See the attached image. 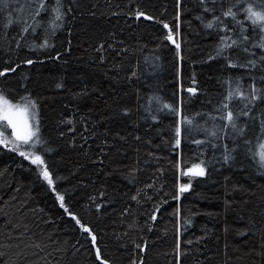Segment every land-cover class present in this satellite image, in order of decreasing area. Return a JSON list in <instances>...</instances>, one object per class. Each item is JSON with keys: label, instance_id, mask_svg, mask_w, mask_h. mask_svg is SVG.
I'll use <instances>...</instances> for the list:
<instances>
[{"label": "trees", "instance_id": "16d2710c", "mask_svg": "<svg viewBox=\"0 0 264 264\" xmlns=\"http://www.w3.org/2000/svg\"><path fill=\"white\" fill-rule=\"evenodd\" d=\"M234 2L223 0V5ZM183 3L192 11L181 18L182 58L163 28L164 23L170 28L176 24L175 0H77L74 18H67L63 30L53 38L49 28L48 43L54 47L46 49L39 47L44 28L34 34L29 29L21 39L14 23L5 36L0 16V48L15 49L20 42L18 55L0 52V71L16 68L0 77V94L13 104L22 103V96L38 103L48 150L37 154L45 158L54 180L50 189L37 166L0 144V229L5 218L21 221L35 239L44 235L52 241L43 252L31 250L37 255L29 253L22 264H46L45 257L51 264H99L90 238L60 208L57 194L65 195L70 211L97 236L101 259L108 264H177L178 242L180 264H264L258 254L264 245V175L248 158L249 147L259 152L252 122L247 133L251 145H242L232 166L222 164V149L214 153L210 144L197 146L183 128L181 146L173 147L180 117L163 109V103L188 116L207 113L225 94L222 79L243 75L240 83H248L244 69L225 71L223 60H208L215 32L193 19L199 12L195 0ZM64 4L66 9L71 0ZM138 6L155 19L136 20ZM238 18L251 27L243 12ZM227 23L233 24L231 18ZM101 43L103 52L97 51ZM32 46L35 51L29 50ZM28 58L43 62L23 63ZM188 87L197 94L190 96ZM153 95L161 99L160 105L153 100V108L162 109L156 123L140 107ZM138 96L144 99L138 101ZM195 122L205 124V118L196 116ZM0 131L12 140L6 122L0 121ZM191 135L206 139L202 131ZM21 150L33 149L21 144ZM202 161L205 176L182 175ZM153 183L155 188H145ZM181 183L190 187L177 200ZM73 245L79 249L75 255ZM58 247L67 252L56 251Z\"/></svg>", "mask_w": 264, "mask_h": 264}, {"label": "snow or ice", "instance_id": "6c2138e0", "mask_svg": "<svg viewBox=\"0 0 264 264\" xmlns=\"http://www.w3.org/2000/svg\"><path fill=\"white\" fill-rule=\"evenodd\" d=\"M241 3L244 4L242 9L240 7ZM77 6V0H71V5L66 9L64 0H54V2L53 0H24L23 3L20 0H0V16H3L5 20L2 25L4 35H8V30L14 23L19 27L21 39H23L25 33L29 32V29L34 34L38 28H44L46 35L44 43L39 46L40 49H46L49 46L54 47V45H49L48 43L47 33L49 28L51 29L50 35L54 38L57 31L63 30L67 18L69 16L74 18V9ZM195 6L199 9V12L193 14V19L200 21L205 29L214 30L216 36L213 53L208 56V60H223L224 64L221 65V68L225 71L228 69H244L247 73L248 83L246 85L240 83L244 79L243 75L235 79H233L232 75H229L222 79L220 82L227 85L225 94L214 104L211 99L208 101L209 104H213V107L207 113L196 112L194 115L188 116L182 110H178L173 104L163 103V109H168L169 113L180 117L174 129L175 140L173 147L179 148L181 146L183 128V131L189 134L191 142L197 146L210 144L214 153L222 149L220 151L222 164L232 166L238 158L242 145H251V140L247 135L250 130L249 121H251L255 129L259 152L253 151L249 147L247 149L250 154L248 158L251 159L255 166L257 174L264 175V0H258V2L253 0L252 3H248L247 0H235L227 8L224 7L223 0H195ZM175 7V26L170 28L168 23H164L163 28L168 30L165 39L175 46L177 57L182 58L181 44L176 37L181 35L182 15L186 10L192 11V9H189L183 3V0H175ZM26 8L30 10L27 14L24 11ZM14 12L18 13V15L14 16ZM241 12L244 13V20L248 21L251 27L245 25L238 18ZM42 14L47 16L46 22ZM91 15L94 16L95 12H92ZM112 15H119V13L113 11ZM206 15L211 16V19H208L207 22H205ZM28 17L31 18L32 23H29ZM141 17L143 20L155 19L138 6L135 18L140 20ZM228 18L233 21L231 26L227 23ZM188 23L191 26V21ZM205 34L213 35V32H206ZM70 43L71 41H69ZM103 47V43H101L97 51L103 52ZM19 48L20 42L18 40L15 49L4 50L0 48V52L10 57L12 54L18 55ZM29 50L35 51L36 48L32 46ZM256 50H259L258 54ZM121 51H127V49H121ZM59 56L60 53L57 52L56 58H59ZM42 62L31 58L23 61L27 65ZM101 62H103V56H101ZM5 63H9V61L6 60ZM15 71L16 68L13 67L5 68L0 71V77H6L7 73ZM132 75L135 76L136 73L133 72ZM57 87H61V85L58 84ZM186 91L190 96L197 94V89L193 87H188ZM137 99L140 101L144 98L138 96ZM153 100H155L157 105L161 104V99L153 95L147 97V103H141L140 107L148 112L153 122L156 123L158 122L157 113H160L162 109L160 107L154 109L152 106ZM21 101L22 103L13 104L3 94H0V120L6 121L7 126L12 130L11 141H6L3 132L0 131V144L8 147L9 151L16 152L25 160L30 161L32 165L37 166L40 169L39 177L47 183L50 189H53V173L47 166L45 158L41 154H37L38 151L48 150V142L43 140L41 134L38 103L30 96H22ZM183 103L184 100L182 99L181 105ZM124 114H128L127 109H125ZM196 116L205 118V124L196 123ZM32 121H35V123H32ZM209 122H211V126L206 127L205 125ZM68 123H72V121H68ZM193 131L204 132L206 139H196L191 135ZM9 144L11 145L10 147ZM21 144L29 145L33 150H21ZM202 164L203 161L200 164H193L192 167L183 171L182 175L189 177L205 176V167ZM189 187V183L179 184L175 198L179 200L183 193L189 191ZM145 188H155V184H146ZM139 195L140 191L133 195L131 199L136 201ZM148 198L151 199V197ZM56 200L59 202L60 208L64 210V213L75 221L83 233H87L91 240V249L95 250V258L99 261V264H108L106 260L101 259L97 236L93 234L89 226H85L70 211L66 204L65 195L57 194ZM152 219H156L155 215L152 216ZM185 223H188V221H185ZM21 228L23 229L22 231ZM50 243H52L50 236L42 235L40 239H35L29 225L23 224L21 221L12 222L5 218L4 227L0 229V264H22V261L27 260L29 253L33 256L37 255L36 251L31 250L35 249L43 252ZM72 247L75 248V245ZM56 251L67 252V248L58 247ZM140 251L143 252L144 248L141 247ZM76 252H79L78 248H75L73 255ZM258 254L264 257V245H262ZM180 255L178 242L177 264H180ZM12 256H15L16 259H12ZM45 260L46 264H51L46 257Z\"/></svg>", "mask_w": 264, "mask_h": 264}, {"label": "rangeland", "instance_id": "374dc122", "mask_svg": "<svg viewBox=\"0 0 264 264\" xmlns=\"http://www.w3.org/2000/svg\"><path fill=\"white\" fill-rule=\"evenodd\" d=\"M176 39L178 40V42H180V37H176ZM173 45V44H172ZM0 121H2V120H0ZM4 122H6V121H4ZM7 123V122H6ZM32 123H35V121H32Z\"/></svg>", "mask_w": 264, "mask_h": 264}, {"label": "bare ground", "instance_id": "6f19581e", "mask_svg": "<svg viewBox=\"0 0 264 264\" xmlns=\"http://www.w3.org/2000/svg\"><path fill=\"white\" fill-rule=\"evenodd\" d=\"M39 152V151H38Z\"/></svg>", "mask_w": 264, "mask_h": 264}]
</instances>
